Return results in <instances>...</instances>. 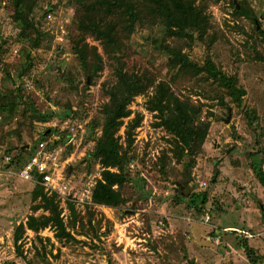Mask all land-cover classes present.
<instances>
[{"label": "rangeland", "instance_id": "1", "mask_svg": "<svg viewBox=\"0 0 264 264\" xmlns=\"http://www.w3.org/2000/svg\"><path fill=\"white\" fill-rule=\"evenodd\" d=\"M241 3L253 9L255 22L234 15L229 0L213 1L203 39L169 41L200 67L211 60L237 77L246 91L241 106L205 74L170 71L168 56L154 43L164 39L162 26L140 21L123 39L127 69L146 73L154 85L167 84L200 109L201 131L181 155V145L147 108L153 88L135 97L117 135L125 145L128 123L142 118L133 134L131 181L123 189L126 202L114 208L82 196L92 195L102 178L103 167L90 153L101 135L103 86L113 80L112 61L89 38L104 69L94 80L85 76L70 45L77 0L39 1L35 18L52 12L36 33L37 49L18 39L15 0H0V264H250L244 240L264 258V184L258 177L264 173V43L254 30L256 24L264 31V0H236L239 9ZM55 138L67 194L20 176L40 143L50 147ZM25 145L32 150L20 153ZM16 156L20 160L11 165ZM200 194L207 195L205 205L193 203Z\"/></svg>", "mask_w": 264, "mask_h": 264}, {"label": "trees", "instance_id": "2", "mask_svg": "<svg viewBox=\"0 0 264 264\" xmlns=\"http://www.w3.org/2000/svg\"><path fill=\"white\" fill-rule=\"evenodd\" d=\"M39 1L15 0L16 8L13 13L19 31V41L29 43L36 49L40 44L36 33L42 25L41 21L43 18L47 20L52 12V9L46 10L40 19L35 18L34 12ZM213 1L219 0H77V33L70 38V45L85 76L94 80L104 69L103 57L96 47L88 43L89 38L102 46L105 55L113 63V80L103 86L107 102L100 110L101 135L96 138L94 149L90 153L103 167L102 178L96 182L93 189L92 199L95 204L116 208L126 202L123 189L131 181L128 169L135 158L132 148L133 134L142 118L137 116L128 123L125 145L120 143L117 135L124 120L131 115L128 107L135 97L153 88L147 108L157 113L159 125L175 138L178 146L181 145V155H184V151L190 148L194 140L200 138V109L178 98L167 84L154 85L146 73L130 72L122 62L123 39H129L138 22L163 27L164 39L154 40V43L168 56L170 71H187L195 77L205 74L206 81L218 84L234 103L238 106L243 103L246 91L239 87L237 77L226 75L211 60H207L205 65L200 67L182 52V47L178 48L177 44L169 43L203 39L211 26L208 7ZM229 1L234 8V15L255 22V13L247 3H241L239 9L233 0ZM31 24L33 26L30 27ZM254 28L264 43V31L259 30L256 24ZM33 35L35 36L32 38ZM25 60V65L31 68L34 64L33 58L28 55ZM65 115L70 116V113L65 112ZM48 118L41 115L38 117L42 121H47ZM252 118L254 122L258 120L257 117ZM90 126L95 130L98 121L95 119ZM19 151L27 152L22 148H19ZM19 160V156L14 157L11 165ZM161 165L165 168V163ZM217 175L219 172H216ZM258 177L264 184V174L259 173ZM180 186L183 189V186ZM192 199L193 203L202 205L208 201L206 194L194 195ZM242 248L250 264H260L263 261L264 258L256 254L247 240H244ZM109 264H113L112 261Z\"/></svg>", "mask_w": 264, "mask_h": 264}, {"label": "built area", "instance_id": "3", "mask_svg": "<svg viewBox=\"0 0 264 264\" xmlns=\"http://www.w3.org/2000/svg\"><path fill=\"white\" fill-rule=\"evenodd\" d=\"M66 34V30H61V39H59V44L62 45V40H64V35ZM59 138H55V140L50 144L51 147H48V144L45 142H41L39 147L37 148L33 157L26 163L24 168L21 170V177L26 181H34L41 186H44L46 191H50L51 193L54 191H58L61 194H67L68 186L61 185L60 182L62 179L61 173H59L60 164H58V158L61 153V148H56V141ZM73 141H69L68 144ZM50 148V149H49ZM11 158H8V161H11ZM59 173V174H58ZM57 174V175H56ZM43 176V182H38V176ZM206 184H201V187ZM72 192V191H71ZM69 190V194L71 195ZM93 195V193H92ZM91 191L87 193H83V197L91 198ZM220 238H217L218 241Z\"/></svg>", "mask_w": 264, "mask_h": 264}, {"label": "water", "instance_id": "4", "mask_svg": "<svg viewBox=\"0 0 264 264\" xmlns=\"http://www.w3.org/2000/svg\"><path fill=\"white\" fill-rule=\"evenodd\" d=\"M234 2L236 3V0H234ZM238 8H239V6H238ZM230 121H231V111L229 112L228 118L225 122H226V124H228V123H230ZM29 148H30V146L27 145V146L23 147L22 149H29ZM42 179H43L42 175L38 176V182L39 183L43 182Z\"/></svg>", "mask_w": 264, "mask_h": 264}, {"label": "crops", "instance_id": "5", "mask_svg": "<svg viewBox=\"0 0 264 264\" xmlns=\"http://www.w3.org/2000/svg\"><path fill=\"white\" fill-rule=\"evenodd\" d=\"M25 146H27V145H25ZM25 146H23V147H25ZM23 147H22V148H23ZM29 150H30V149H29ZM262 174H264V173H262ZM262 212L264 213V211H262Z\"/></svg>", "mask_w": 264, "mask_h": 264}]
</instances>
